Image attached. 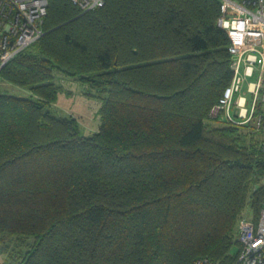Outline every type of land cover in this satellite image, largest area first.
Listing matches in <instances>:
<instances>
[{
	"label": "trees",
	"instance_id": "1",
	"mask_svg": "<svg viewBox=\"0 0 264 264\" xmlns=\"http://www.w3.org/2000/svg\"><path fill=\"white\" fill-rule=\"evenodd\" d=\"M218 15V0H49L44 34L0 72L31 93L0 92L6 264L235 260L239 219L264 203L263 134L210 113L232 79ZM54 72L102 100L91 135L49 112Z\"/></svg>",
	"mask_w": 264,
	"mask_h": 264
},
{
	"label": "built area",
	"instance_id": "2",
	"mask_svg": "<svg viewBox=\"0 0 264 264\" xmlns=\"http://www.w3.org/2000/svg\"><path fill=\"white\" fill-rule=\"evenodd\" d=\"M70 1L82 11L105 3V0ZM48 2L0 0V72L10 59L44 34ZM218 3L216 22L229 39L232 79L210 113L235 123L252 120L255 129L263 134L264 150V0H218ZM236 241L237 254L230 264H264V203L257 217L239 219ZM193 264L215 263L201 258Z\"/></svg>",
	"mask_w": 264,
	"mask_h": 264
},
{
	"label": "rangeland",
	"instance_id": "3",
	"mask_svg": "<svg viewBox=\"0 0 264 264\" xmlns=\"http://www.w3.org/2000/svg\"><path fill=\"white\" fill-rule=\"evenodd\" d=\"M53 80L59 88L55 102L48 107L49 112L59 117H75L78 132L82 136H88L97 131L101 122L99 111L102 100L92 95L88 85L80 82L76 77L54 72ZM245 84L246 82L242 84V91H245ZM0 92L18 97L31 96L28 89L15 86L5 80H0ZM249 103L248 96L247 106ZM233 112H235L234 109ZM252 216L251 210L246 208L244 217L251 219ZM0 264H6L2 256H0Z\"/></svg>",
	"mask_w": 264,
	"mask_h": 264
}]
</instances>
